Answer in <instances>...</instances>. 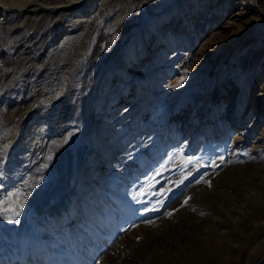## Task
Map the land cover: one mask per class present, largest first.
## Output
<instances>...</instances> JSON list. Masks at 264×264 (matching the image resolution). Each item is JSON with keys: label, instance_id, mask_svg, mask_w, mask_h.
I'll list each match as a JSON object with an SVG mask.
<instances>
[{"label": "rangeland", "instance_id": "374dc122", "mask_svg": "<svg viewBox=\"0 0 264 264\" xmlns=\"http://www.w3.org/2000/svg\"><path fill=\"white\" fill-rule=\"evenodd\" d=\"M39 2L0 14L2 262L24 249L45 264H262L260 12L248 0H99L76 17L74 0ZM122 81L142 90L127 99ZM240 99L238 124L224 113ZM194 107L199 123H182Z\"/></svg>", "mask_w": 264, "mask_h": 264}, {"label": "bare ground", "instance_id": "6f19581e", "mask_svg": "<svg viewBox=\"0 0 264 264\" xmlns=\"http://www.w3.org/2000/svg\"><path fill=\"white\" fill-rule=\"evenodd\" d=\"M75 1V4H74V7H73V10H74V14L76 15L77 17V14L81 13L83 14V16H90V14L92 13V11L94 10V7L98 4V1L99 0H74ZM250 5L252 6V8L256 11V12H260V17H258V20L262 19V17H264V9L263 8H259L255 2V0H248ZM86 5H85V4ZM41 4L39 2V0H0V14H4V10H8L9 8L10 9H15L16 11H22L24 9H27L28 7H34L35 5H39ZM85 5V6H84ZM78 6H82V9L81 8H75V7H78ZM52 7V6H51ZM49 6V9L51 8ZM59 7V5H58ZM57 7H53L51 8V11H56ZM216 12H220L221 11V6L217 7L215 9ZM2 17V16H1ZM1 19V18H0ZM1 22V21H0ZM171 33V32H170ZM127 69V68H126ZM122 70V69H120ZM126 72V70H125ZM128 72V71H127ZM122 73V72H121ZM135 72H133V75H134ZM126 74V73H125ZM131 74V73H129ZM128 75V74H127ZM127 75H123V76H127ZM130 76V75H128ZM132 76V75H131ZM6 81V80H5ZM5 83V82H4ZM122 85L121 86V91L123 92V95L128 99L132 100L133 99V96L135 94H137L138 92H140L142 90V85L139 84V83H136L135 86H134V90L132 91L133 92V96H130L128 94V86L126 85L125 82H121ZM245 88V87H244ZM241 92L243 94V89H241ZM27 97V96H26ZM202 98V97H201ZM242 99V97H241ZM240 99V100H241ZM15 104L12 108V113L14 114L15 111H16V108L18 107V101H19V97H17L15 99ZM202 101V100H201ZM35 102L34 101H31V104L29 106H27L23 111L22 113L20 114V116L18 117V119H22L24 118L26 115H31L35 110ZM198 105V104H197ZM197 108H192L191 109V112L188 114V118L184 120V122L182 123H186V122H196L197 124L199 123V118L197 116V111H196ZM236 110L237 112V116H238V119H237V123H241L243 121V119L246 117V112L244 110V104H243V100L241 101H237L235 102L232 106L230 105L226 111V113H224L226 116V118L228 117V115H230V112H232V110ZM16 115V114H15ZM32 116H30L29 118L32 120ZM47 118V117H46ZM46 118H45V121H46ZM187 120V121H186ZM41 123V122H40ZM27 124V123H26ZM216 124V123H215ZM56 125L54 122H49V123H42V124H39L37 120L34 121V123L32 124V127H30L31 129H37V127L40 129H44L46 128L47 130L48 129H52V131L55 130L56 128ZM45 129V130H46ZM27 131H30V129H28ZM40 132V131H39ZM38 132V134H39ZM36 133V132H35ZM51 133V132H50ZM49 137V136H48ZM5 171L3 172L4 174H7V169L5 168L4 169ZM2 177H0V180H1ZM25 186V185H24ZM12 187H14V184L12 185ZM78 216V212H74L70 215H60L58 216V219L56 220V223H60L59 225L62 224L63 227L67 228L68 225H70L76 217ZM55 218V217H54ZM38 238V244L41 245V240L40 238L37 236ZM12 242V241H11ZM10 243V242H9ZM7 245V244H6ZM23 249V248H22ZM21 249V250H22ZM40 249V248H39ZM7 251H10L8 250L7 248ZM41 251H43V248H41ZM9 253V252H8ZM11 253V252H10ZM37 253V252H36ZM36 253L32 256H28L27 254L24 253V249H23V252H21L19 255H17L16 257H10L9 261H3V252H2V249L0 247V261L2 262V264H45V261H41ZM9 262V263H8ZM264 262V261H263Z\"/></svg>", "mask_w": 264, "mask_h": 264}, {"label": "snow or ice", "instance_id": "6c2138e0", "mask_svg": "<svg viewBox=\"0 0 264 264\" xmlns=\"http://www.w3.org/2000/svg\"><path fill=\"white\" fill-rule=\"evenodd\" d=\"M218 159L221 160V161H223V160H224V157H223V156H220V157H218ZM188 162H189V163H192V160L189 158V161H188ZM213 163H215V162H213ZM217 166H218V165H217ZM156 175L158 176V175H160V173L157 172ZM153 179H155V177H153ZM185 179H187V177H185ZM199 182H200V181L198 180L197 183H199ZM205 182L208 183L209 186H211L210 181H205ZM180 183H183V180H181ZM153 187H154V185L149 184V186H148V190H149V192H151V189H152ZM166 191H171V188L166 189ZM147 194H148V193H146V192H141V193H139V195H141V196H144V195H147ZM160 194L163 195V192H161ZM13 195H15V194H13ZM190 199H191V197L186 198L181 206L183 207L184 205H186ZM157 203L161 204V206H162L163 201H158ZM19 207H22V205H19ZM5 210L7 211L8 209H5ZM145 211H158V208H156V207H152V208H150V209L146 208ZM15 214L18 215V212H15ZM172 214H173L172 212H168V213H167V215H168L169 217H171ZM148 222L150 223V221H148Z\"/></svg>", "mask_w": 264, "mask_h": 264}, {"label": "trees", "instance_id": "16d2710c", "mask_svg": "<svg viewBox=\"0 0 264 264\" xmlns=\"http://www.w3.org/2000/svg\"><path fill=\"white\" fill-rule=\"evenodd\" d=\"M4 54V60L5 62L9 65V64H12L13 63V58L11 56H8L6 55L5 53Z\"/></svg>", "mask_w": 264, "mask_h": 264}, {"label": "water", "instance_id": "95a60500", "mask_svg": "<svg viewBox=\"0 0 264 264\" xmlns=\"http://www.w3.org/2000/svg\"><path fill=\"white\" fill-rule=\"evenodd\" d=\"M255 2L257 3V0H255ZM75 198H76V199H74V201H76V200H78V199H79V198H77L76 196H75Z\"/></svg>", "mask_w": 264, "mask_h": 264}, {"label": "built area", "instance_id": "2783aa9c", "mask_svg": "<svg viewBox=\"0 0 264 264\" xmlns=\"http://www.w3.org/2000/svg\"><path fill=\"white\" fill-rule=\"evenodd\" d=\"M3 77H5V76H3ZM262 264H264V262H262Z\"/></svg>", "mask_w": 264, "mask_h": 264}]
</instances>
